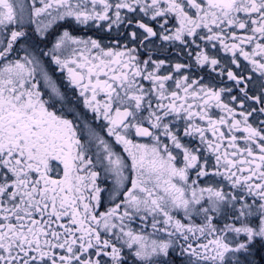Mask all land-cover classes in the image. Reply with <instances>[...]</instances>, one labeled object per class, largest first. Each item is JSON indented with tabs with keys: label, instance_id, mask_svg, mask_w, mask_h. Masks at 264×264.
I'll return each instance as SVG.
<instances>
[{
	"label": "snow or ice",
	"instance_id": "6c2138e0",
	"mask_svg": "<svg viewBox=\"0 0 264 264\" xmlns=\"http://www.w3.org/2000/svg\"><path fill=\"white\" fill-rule=\"evenodd\" d=\"M0 264H264V0H0Z\"/></svg>",
	"mask_w": 264,
	"mask_h": 264
}]
</instances>
